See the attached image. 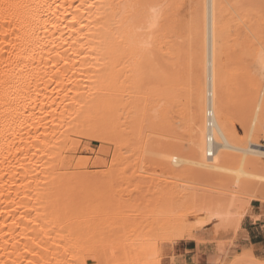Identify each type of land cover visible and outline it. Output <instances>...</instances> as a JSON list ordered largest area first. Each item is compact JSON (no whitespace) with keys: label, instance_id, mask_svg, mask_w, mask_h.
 I'll list each match as a JSON object with an SVG mask.
<instances>
[{"label":"bare ground","instance_id":"bare-ground-1","mask_svg":"<svg viewBox=\"0 0 264 264\" xmlns=\"http://www.w3.org/2000/svg\"><path fill=\"white\" fill-rule=\"evenodd\" d=\"M191 1L186 17L181 0H0V264L161 263L173 239L196 245L179 264H264L252 244L233 250L241 194L264 199V0ZM176 125L185 145L163 138ZM81 136L114 145L107 173L76 155ZM134 155L227 195L164 181L117 230L103 194L113 219L97 233L102 179Z\"/></svg>","mask_w":264,"mask_h":264},{"label":"rangeland","instance_id":"rangeland-1","mask_svg":"<svg viewBox=\"0 0 264 264\" xmlns=\"http://www.w3.org/2000/svg\"><path fill=\"white\" fill-rule=\"evenodd\" d=\"M182 1V4H183V2H184V4H183V6L181 7V9L183 10H181L182 12V15L183 16H188V12H189V10H190V8H191V4L193 3V1H191V0H181ZM188 2V3H187ZM185 6V7H184ZM184 8V9H183ZM185 9H186V11H185ZM184 13V14H183ZM185 17V18H186ZM235 121H236V127L238 128V130H239V132L242 134L243 132H242V129H240V126L238 125V123H237V120L236 119H234ZM176 124H178V123H176ZM176 127V131L175 130H172L169 134L170 135H167V136H163V138H167L168 136L169 137H171V135L172 136H178V139H179V141H181V142H183V144L185 145V143H186V140L185 139H187V135H186V133H184V132H186V130L183 128H181V127H179V125L177 126H175ZM177 127H179V128H177ZM183 130V131H182ZM174 131H175V133H174ZM173 132V133H172ZM168 133V132H167ZM181 136V137H180ZM184 136V137H183ZM241 136V135H240ZM242 136H243V134H242ZM84 137V138H83ZM182 138V139H181ZM82 139V140H81ZM78 140H80V142H79V144H78V149H77V151H76V155H78V156H84V157H87L88 159H89V163H88V168H87V170H88V172L90 171H99V172H104V174L105 173H107L108 172V169L110 168L109 166H111L110 165V159L112 158V155H113V152H114V145H112V144H110V143H101L99 140H97V139H90L88 136H81V137H79L78 138ZM87 141H89V142H87ZM260 142L262 143V144H264V138H261L260 139ZM89 143V144H88ZM84 145V146H83ZM88 146H89V149H92V150H98L100 147H102L103 148V153H101V154H99V157L101 158V161L100 162H98L97 161V159L95 158L96 156V154H94V153H91L90 152V150H87V149H84V148H88ZM137 147H138V144H137ZM109 149V150H108ZM87 150V151H86ZM108 151V152H107ZM113 151V152H112ZM137 155V154H136ZM136 155H134L133 156V158H131L132 160H135L134 162H136V164L137 163H139L138 165H135V166H133L134 168L132 169V168H130V170H134L133 171V174L135 173V171H136V174L134 175V176H131V174H130V172L132 173V171H128L127 172V174L130 176V178L128 177V175H125L124 173H123V171H122V168H123V166H121V165H117L116 167H115V169L119 172H122V173H116V171L115 170H113L112 171V174L110 175H105V176H107V179H109V180H107L105 177L102 179V181H104V183H103V185H104V187L103 186H101V187H103V188H105V189H103L102 188V190L100 191V192H102V193H100L99 194V196H98V199L99 200H101V201H99V200H97V201H95L96 200V197L94 198L95 200L93 201V202H96V205H97V202L99 201V203H101V205L100 206H102V208L101 207H98V206H94L93 207V209H95L96 211V213L95 212H93V210L91 211V214L93 213H95V215H97V213L98 212H101V215H103V213L106 215V218H104L105 217V215L104 216H101L99 213H98V215L97 216H95L94 217V215L92 214V216L94 217H91L93 220H96V221H98V220H101L102 218V220H101V226H98V232H97V230H96V232L97 233H104L103 235H106L105 233H108L109 232V225H108V223L110 222V220L111 219H113V215L111 214L113 211L111 210V209H113L112 207H109L110 206V204H109V208H107L106 207V205L108 204V200L110 201V202H116L117 203V224L119 223H122L123 222V219L124 218H127V217H130V215L131 214H133L134 213V211H135V209L133 208V207H138V205L140 206L142 203L144 204L145 202H147V200H146V196L147 197H154V196H152V195H155L156 196V194H157V192H155L156 190H159V188H161V187H163V186H165V184L167 185V183L169 184V183H171L172 184V181H174V183H177V181H179V183H177V184H180L181 185V183L183 184V186L182 187H185L186 189H191V191L192 192H196V193H198L199 195H201V196H203L204 195V193L207 195V194H210V195H212V196H215L216 197V199H217V201H220V199H221V197H223L222 195H227L226 193H225V191L227 192V190H226V188H225V186H223V185H221V183H219V182H212V181H209V180H207L206 181V179H197V178H195V177H193L192 176V178L194 179V181L192 182V178H190L189 179V176H183V177H172V175H169V176H167L166 175V173L164 174V172H163V170H161V168H159L156 164H153V166H152V164L150 163V162H148V161H146V160H141V161H139L140 159H139V157L137 158L136 157ZM136 157V158H135ZM95 160H94V159ZM135 158V159H134ZM113 159V158H112ZM262 160H264V158L262 159ZM96 161V163L94 164V162ZM143 161V165L142 166H140L141 164H140V162H142ZM102 162V164H100ZM133 162V163H134ZM146 162H148L149 164L147 165V164H145ZM147 165V166H145V165ZM151 165V166H150ZM138 166V167H137ZM145 168H144V167ZM143 167V168H142ZM139 168H140V171H139ZM115 171V172H114ZM138 171H139V173L140 174H142V175H138L140 178H142V179H138V176H137V174H138ZM102 172L100 173V174H102ZM113 173H114V175H115V173H116V175H119L120 174V176L123 178V174H124V179H121V180H119L118 178H117V176H113ZM146 175V176H145ZM109 176H113V177H115V178H113L114 180H116V181H114L111 177H109ZM135 176H136V180H135ZM144 176V177H143ZM109 177V178H108ZM121 177H119V178H121ZM145 177H146V179H145ZM184 177H186L185 179H183ZM191 177V176H190ZM101 178H102V176H101ZM174 178H178V179H174ZM111 179H112V181H111ZM135 180L134 182L132 181V182H130L129 180ZM182 179V181H180ZM192 179V180H191ZM105 180H107V182L108 181H110L109 183H107V185L109 184L111 187H113V189L112 188H109L110 186H108L107 188L105 187V184H106V181ZM144 182H143V181ZM189 180H191V182L189 181ZM196 180V181H195ZM139 181V182H138ZM146 181V182H145ZM166 183H165V182ZM176 181V182H175ZM114 182H117V186H114V185H116L115 183H114V185H113V183ZM135 182H136V184H135ZM184 182V183H183ZM185 182H187V183H185ZM111 183H112V185H111ZM162 183V184H161ZM165 183V184H164ZM185 184V185H184ZM192 184V185H191ZM106 185V186H107ZM188 185V186H187ZM191 185V186H190ZM193 185H195L194 187H193ZM190 186V187H189ZM159 187V188H158ZM198 187V188H197ZM109 188V189H108ZM115 188H117V189H115ZM223 188V189H222ZM108 189V190H107ZM114 189H115V191H114ZM103 190H105V191H107V192H104ZM198 190V191H197ZM110 191V192H109ZM112 191V192H111ZM199 191H202V192H200L199 193ZM204 191H206V192H204ZM223 191V192H222ZM251 190H249V192L247 191L246 193H243V194H241L242 196H241V198L242 199H244V200H241L240 199V201H241V203H243V201H244V203H243V205H247V202L250 200V199H252V200H250L249 202H248V204H249V208L247 209V211H246V213H245V215H244V218L246 217V215L247 214H249L250 213V207H251V203H253V204H255V205H260L261 206V208H262V210H264V199H259V198H257V197H255L254 196V194H253V192L251 191ZM104 192V193H103ZM208 192V193H207ZM106 193H109V194H106ZM112 193H116L117 195L115 196L114 194H112ZM155 193V194H154ZM102 194V195H101ZM103 194H105V196H107L108 197V195H111L110 196V198H111V200H110V198L108 197V200H107V198H105V196L103 195ZM248 194V196L246 197L245 195H247ZM251 196H250V195ZM100 195H101V197H100ZM114 195V196H113ZM221 195V196H220ZM102 196H104V198L102 197ZM157 196H158V194H157ZM100 197V198H99ZM104 200V201H106L105 203H106V205H104L105 203H103L102 201V199ZM106 199V200H105ZM115 200V201H114ZM248 200V201H247ZM257 200V201H256ZM247 201V202H246ZM246 203V204H245ZM95 204V203H94ZM105 206V207H104ZM121 206V207H120ZM104 207V208H103ZM100 208V209H99ZM134 210H133V209ZM104 210V211H101V210ZM186 209V208H185ZM97 210H98V212H97ZM108 210V211H107ZM187 210V209H186ZM105 211H107V212H105ZM110 212V214H109V216L107 215L108 213ZM99 215H100V217H99ZM110 215H111V218L110 219H108L107 217H110ZM198 216V220L196 221V217ZM205 216H206V214L204 215V213L202 214H197V215H195V216H192L191 218H190V220L191 221H193L194 223H196V222H200V221H203L204 220V218H205ZM102 217V218H101ZM140 218V216H137V220ZM203 217V218H202ZM95 218H97V219H95ZM101 218V219H100ZM123 218V219H122ZM244 218H243V220H244ZM109 221H107V220ZM121 219V220H120ZM200 219V220H199ZM201 219H203V220H201ZM258 219V217L257 216H255L254 217V220H257ZM103 220H105V221H103ZM142 220V219H141ZM243 220H242V223H243ZM196 221V222H195ZM103 222V223H102ZM193 222H191V223H193ZM103 224V225H102ZM107 224V225H106ZM117 225V230H121V226L120 225ZM211 224H212V226H211ZM210 225H204L201 229H199V233H202V232H207V231H209L210 229H212V227L215 225L214 223H211ZM106 225V226H105ZM122 225V224H121ZM119 226V227H118ZM242 226V225H241ZM99 227H101V228H99ZM103 227H104V231L105 232H102L103 231ZM108 228V229H106V228ZM242 228V227H241ZM101 230V231H100ZM241 230V229H240ZM107 231V232H106ZM244 239L242 238V236H241V231H240V240H239V242H238V245L236 246V247H234L233 248V250L234 251H236V252H238V253H241V251H242V247H243V244H244ZM203 246V248H205V246L206 245H202ZM209 246V245H208ZM159 247L161 248V253H162V256H161V263L160 262H157V261H155L156 259H155V257L154 258H152V260H151V262H152V264H179L180 263V261L182 260V259H184V258H192V257H194L195 255H196V250L194 251H186L185 250V248L186 247H188V248H195L196 249V245H195V243L194 242H190V241H184V240H177V239H173L171 242H162V241H160L159 242ZM152 249V248H151ZM153 251V250H152ZM181 252H184V253H186L184 256L183 255H180L181 254ZM176 253H179V255L177 256V254ZM262 258H264V257H262ZM149 264V263H148ZM239 264H253V262H252V260L251 259H245V260H242L241 261V263H239Z\"/></svg>","mask_w":264,"mask_h":264},{"label":"crops","instance_id":"crops-1","mask_svg":"<svg viewBox=\"0 0 264 264\" xmlns=\"http://www.w3.org/2000/svg\"><path fill=\"white\" fill-rule=\"evenodd\" d=\"M255 216L258 217L257 220H254ZM241 236L246 240L244 243L254 246L257 256L264 257V210H262L260 205L251 203L250 213L246 215L242 223ZM185 250L195 251V248L186 247ZM176 254L177 256L179 255V253ZM183 254L185 255L186 253L181 252L180 255ZM198 257L201 263L207 262V259L202 254H199Z\"/></svg>","mask_w":264,"mask_h":264}]
</instances>
